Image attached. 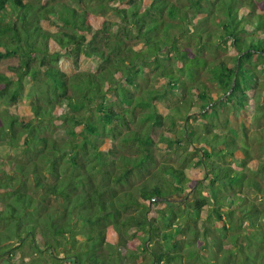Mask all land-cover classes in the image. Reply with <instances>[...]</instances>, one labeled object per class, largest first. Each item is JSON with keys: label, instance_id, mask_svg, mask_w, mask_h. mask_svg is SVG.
Wrapping results in <instances>:
<instances>
[{"label": "trees", "instance_id": "1", "mask_svg": "<svg viewBox=\"0 0 264 264\" xmlns=\"http://www.w3.org/2000/svg\"><path fill=\"white\" fill-rule=\"evenodd\" d=\"M0 132V264H264L255 0H0Z\"/></svg>", "mask_w": 264, "mask_h": 264}, {"label": "rangeland", "instance_id": "2", "mask_svg": "<svg viewBox=\"0 0 264 264\" xmlns=\"http://www.w3.org/2000/svg\"><path fill=\"white\" fill-rule=\"evenodd\" d=\"M58 1L68 2V0H58ZM255 1L257 2L259 8L264 9V0H255ZM228 50H227V48L216 50L210 55V57L220 59V60H226V58L229 54ZM59 63H60V66L62 68L68 69V66L65 62L60 61ZM11 64H12V62L10 60L6 61L4 64L1 65V70L2 71L7 70V67ZM174 64L175 63L173 62L172 67L174 66ZM82 65L84 67L94 68V66L86 60H82ZM202 79L205 80V82L209 88H211L213 91H217V88H216L214 82H212L211 80H207L205 78H202ZM166 85H167L166 79H160L159 83L157 84L158 89L165 88ZM6 99H7L8 103L10 102L8 110H10L12 113L16 114L17 116H24V117L29 116V110L27 108L28 107V100L27 99H21L19 101L16 99H11L10 95H7L5 100ZM226 118H227V115H225V114L222 115L221 113L218 114V119L220 120V122H223V120H225ZM209 120L212 121V119H209ZM228 121L230 123V127L235 128L236 125H238L235 117L231 118L228 116ZM159 131H157L154 134L153 138H154L155 142L157 141L156 135L159 133ZM0 134H1V132H0ZM240 136L241 135H239V137ZM251 149H252L251 156H252L253 160H256V161L264 160V153L262 155L258 154V152L256 151L257 145L255 142H253L251 144ZM10 153H12V152H9L4 148L0 149V157L1 158H6L9 155H14V153L13 154H10ZM156 156H157V159L159 162L162 160H166L169 163H172L176 166L180 165V163L182 162V157H181L182 154L179 151V149L175 148V149L171 150L170 148L167 147V145H165L164 143H160V142L157 143V145H156ZM201 176H202L201 171L194 170L191 168L185 169L184 170V176L180 179V182L182 184H184V186H185V191L181 195H178L179 196L178 199L179 198L180 199L185 198V200H187V201H188V199L190 200L191 198L188 197V194H190V192L193 190L194 184H199L198 181L202 180ZM137 242L138 241L135 240V242L131 243L132 246H135V244H137Z\"/></svg>", "mask_w": 264, "mask_h": 264}]
</instances>
